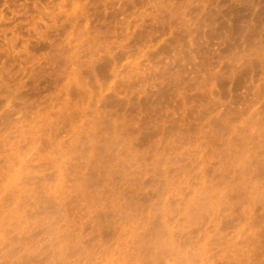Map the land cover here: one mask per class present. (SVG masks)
<instances>
[{
	"label": "rangeland",
	"instance_id": "rangeland-1",
	"mask_svg": "<svg viewBox=\"0 0 264 264\" xmlns=\"http://www.w3.org/2000/svg\"><path fill=\"white\" fill-rule=\"evenodd\" d=\"M0 264H264V0H0Z\"/></svg>",
	"mask_w": 264,
	"mask_h": 264
}]
</instances>
